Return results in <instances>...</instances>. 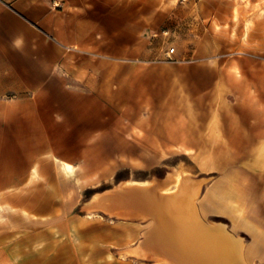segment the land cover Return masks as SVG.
<instances>
[{"label":"rangeland","instance_id":"1","mask_svg":"<svg viewBox=\"0 0 264 264\" xmlns=\"http://www.w3.org/2000/svg\"><path fill=\"white\" fill-rule=\"evenodd\" d=\"M56 2L67 14L104 25L108 42L115 36L120 38L127 57L144 40L153 45L156 56L162 47L177 49L179 44H186L189 56L169 63L202 67V92L193 88L194 78L180 81L177 87L172 85V94L179 97L172 102L170 121L175 125L201 123L204 127L201 136L208 138L204 147L209 148L203 152L209 155H184L188 151L184 150L183 142L173 139L158 149L142 140L139 152L148 154L114 155L113 141L92 140L89 155L65 162L73 168L71 171L60 165L64 162L54 159L57 169L54 182L46 176L36 181L42 185L44 196L54 200L51 210L38 214L3 203L0 197V208H11V212L0 213V264H152L154 259L145 257V252L143 256L138 254L143 259L126 253L138 238V225L110 216L103 205L108 202L106 206L119 216L139 221L151 218L150 231L155 220L147 210L141 208L129 216L122 213L121 188L152 186L169 179L172 185L168 195L184 188L191 195L196 193L193 202L199 203L207 189L227 172H234L237 184H242L244 176L245 181L237 190L240 209L246 221L261 233L257 252L248 258V264H264V141L248 148L237 132L239 124L252 112V104H264V0ZM196 39L201 40L202 57L191 55ZM156 56L153 60L160 61ZM176 111L186 114L173 115ZM142 113L139 120L146 118L149 110L143 109ZM225 120L237 124L234 134H230L234 135L230 146L220 132ZM170 136L176 139L180 134ZM60 150L74 152L65 147ZM242 151L247 155L240 156ZM242 163L246 165L244 173ZM116 184L120 185L106 193L108 198L103 196V191ZM115 200H119V206L116 205L119 209L113 206ZM203 223L224 225L228 234L242 239L245 250L252 247V235L232 228L228 218L208 216Z\"/></svg>","mask_w":264,"mask_h":264},{"label":"crops","instance_id":"2","mask_svg":"<svg viewBox=\"0 0 264 264\" xmlns=\"http://www.w3.org/2000/svg\"><path fill=\"white\" fill-rule=\"evenodd\" d=\"M56 1L0 0V197L3 203L38 214L51 210L54 200L44 196L37 179L46 176L54 182L56 158L64 162L60 164L64 169L71 171L73 168L65 162L89 155L92 140L113 141L114 155L148 154L139 152L142 140L150 143L152 149H158L171 139L183 142L184 150L188 151L184 155H209L203 152L209 148L204 147L208 138L201 136L204 130L201 123L176 126L170 121L172 102L179 97L172 94V85L177 87L180 81L194 78L193 88L201 93L203 68L161 62L166 48L162 47L156 56L147 40L137 44L131 57L124 56L121 39L115 36L108 42L104 25L67 14ZM200 41L196 39L191 55L202 57ZM186 55L187 45L182 43L174 50L172 59L179 61ZM155 56L160 61L153 60ZM252 105L248 119L237 129L239 139L248 148L264 141V104ZM143 109L149 110L148 116L139 120ZM184 114V111L173 113ZM224 123L220 132L230 146L234 140L230 134H234L237 124L232 120ZM140 133L144 136L140 137ZM174 133L180 136L172 138L170 135ZM60 147L74 152L65 153ZM246 155L245 151L240 154ZM245 167L242 163V173ZM244 181L242 176L241 183ZM120 184L103 191V196L108 198L106 193ZM161 184L171 189L169 179ZM242 184L236 183L234 172H227L207 189L199 203L193 204L200 220L208 216L228 218L232 228L251 234L257 245L261 233L246 221L240 209L237 190ZM16 191L15 196L10 194ZM107 204L103 207L110 216L138 225V238L126 253L138 259L153 258L152 264H165L148 252L145 257L138 255V248H163L154 239H144V233L152 226L151 218L139 221L119 216ZM1 212H11V208L1 207Z\"/></svg>","mask_w":264,"mask_h":264},{"label":"bare ground","instance_id":"3","mask_svg":"<svg viewBox=\"0 0 264 264\" xmlns=\"http://www.w3.org/2000/svg\"><path fill=\"white\" fill-rule=\"evenodd\" d=\"M168 192L171 194L161 183L123 187L119 191L120 204L114 201L113 206L119 209L116 205H121L125 216L143 208L155 220L144 238L156 240L163 248H138L140 256L148 252L167 264H248V258L257 252L255 241L245 250L242 239L228 234L224 225L203 223L193 204L196 193L191 195L184 188L174 195Z\"/></svg>","mask_w":264,"mask_h":264},{"label":"built area","instance_id":"4","mask_svg":"<svg viewBox=\"0 0 264 264\" xmlns=\"http://www.w3.org/2000/svg\"><path fill=\"white\" fill-rule=\"evenodd\" d=\"M164 34V33H163ZM174 48L173 47H168L166 48L163 53H162V56H163V61H166V62H171L172 61V55L174 53Z\"/></svg>","mask_w":264,"mask_h":264}]
</instances>
